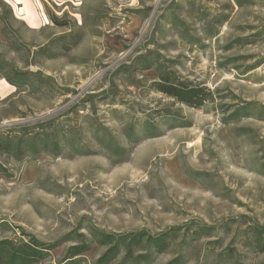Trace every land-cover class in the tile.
Returning a JSON list of instances; mask_svg holds the SVG:
<instances>
[{"label":"rangeland","instance_id":"obj_1","mask_svg":"<svg viewBox=\"0 0 264 264\" xmlns=\"http://www.w3.org/2000/svg\"><path fill=\"white\" fill-rule=\"evenodd\" d=\"M0 78V239L89 264V231L168 232L150 264H264V0H0Z\"/></svg>","mask_w":264,"mask_h":264},{"label":"trees","instance_id":"obj_2","mask_svg":"<svg viewBox=\"0 0 264 264\" xmlns=\"http://www.w3.org/2000/svg\"><path fill=\"white\" fill-rule=\"evenodd\" d=\"M56 25H61L55 18L51 19ZM50 56V55H48ZM15 76L22 77L24 73L15 72ZM3 78L12 86L19 88V83L8 76ZM170 79L165 75H160V81L154 83L158 91L163 94L175 98L177 101L184 103L192 107H200L207 99L204 95V90L198 86H187L184 83H172L168 82ZM10 140L4 143H0V150L8 152V149L2 147L8 146ZM42 146L44 150H48L49 147L52 150H56L59 144L55 138H50L47 135H43ZM178 228L171 229V232ZM170 232V231H169ZM90 236L94 239L95 244L104 247V251L99 254L95 259L89 262V264H110L112 261L117 260L120 253L122 258L116 264H128L127 261L133 256V248L140 247L142 253H138L135 257L137 264H150L152 257L163 253L168 246V232L151 236L144 231H138L127 234H115L89 231ZM28 241H14L8 237L0 239V264H38L45 260H49L51 255L50 251L54 249L57 244L44 243L38 241L33 236L28 235ZM142 242L146 243V246L142 245ZM94 243H75L70 245L62 260L59 264H84L86 259L80 255L91 247ZM256 248L260 251H264V241L257 240L254 243ZM145 262V263H144ZM174 260L168 262V264H174Z\"/></svg>","mask_w":264,"mask_h":264},{"label":"crops","instance_id":"obj_3","mask_svg":"<svg viewBox=\"0 0 264 264\" xmlns=\"http://www.w3.org/2000/svg\"><path fill=\"white\" fill-rule=\"evenodd\" d=\"M62 1H70V2H74V1H76V2H78L79 0H62ZM12 3H14L15 5L16 4H21L22 3V0H12ZM28 9H26L25 10V12L27 11ZM32 16V15H31ZM31 16H29V17H31ZM32 18V20L33 21H35V19H33V17H31ZM30 21V20H29ZM7 88H8V85H7V83L5 82V80L2 78H0V89H1V91H6L7 90ZM9 90V89H8ZM6 91L5 93H1L0 92V99L1 98H4L8 93H9V91Z\"/></svg>","mask_w":264,"mask_h":264}]
</instances>
